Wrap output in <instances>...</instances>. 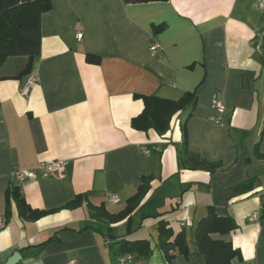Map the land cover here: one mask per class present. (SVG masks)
I'll return each instance as SVG.
<instances>
[{"label": "crops", "instance_id": "0c3cea01", "mask_svg": "<svg viewBox=\"0 0 264 264\" xmlns=\"http://www.w3.org/2000/svg\"><path fill=\"white\" fill-rule=\"evenodd\" d=\"M40 34L35 85L21 94L27 75L0 78V264L15 253L13 264H115L109 235L149 240L148 257L124 264H167L159 218L135 208L129 221L111 223L96 212L120 211L145 175L153 176L149 210L186 235L188 253L176 252L170 264H205L193 229L209 208L237 224L223 235L239 252L230 263L264 264V0H51ZM24 60L1 73L13 75ZM186 91L195 92L193 107L176 113L165 135L131 126L140 95L175 99ZM185 146L218 167L184 168ZM55 160L64 164L61 176L9 175ZM12 187L44 213L21 216L7 196ZM185 218L191 223L180 226Z\"/></svg>", "mask_w": 264, "mask_h": 264}, {"label": "trees", "instance_id": "16d2710c", "mask_svg": "<svg viewBox=\"0 0 264 264\" xmlns=\"http://www.w3.org/2000/svg\"><path fill=\"white\" fill-rule=\"evenodd\" d=\"M125 3H146L167 0H123ZM51 8V0H0V78L7 76L21 77L31 72L33 60L40 49V19L41 14ZM160 26H155L154 31ZM264 57V47H263ZM24 56L26 59L22 66L13 75L1 73L3 61L8 57ZM89 62L98 63L99 56L86 53ZM143 108L139 114L131 118V126L135 129L147 131L155 130L159 135H165L169 130L171 118L178 112L193 107L195 92L186 91L180 97L172 99L160 97L155 94L140 95ZM180 162L184 168L212 170L219 164L210 163L197 155L187 151L185 146L180 154ZM153 176L145 175L137 186L134 194L126 201L124 207L110 213L105 207H96L98 215L106 218L111 223L123 219L129 221L132 211L139 208L141 218L154 216L158 219V247L162 251L167 264L176 252L187 254L189 251L186 235L183 229L173 232L167 221L160 217L162 211L149 210V205L154 201L145 196L151 189ZM7 196H12L18 206V211L25 218H34L44 213L42 210L31 209L20 196L17 187H12ZM73 200L69 206L75 205ZM149 206V207H148ZM264 213V208H263ZM237 227L235 220L229 215H218L212 208L202 216L193 229V240L196 250L201 254L205 264H231L230 260L239 252L233 247L231 241L223 235ZM108 235V234H107ZM114 239L110 244L113 258L121 253H133L136 257H148L152 251L147 238L130 239L125 235H109Z\"/></svg>", "mask_w": 264, "mask_h": 264}, {"label": "built area", "instance_id": "2783aa9c", "mask_svg": "<svg viewBox=\"0 0 264 264\" xmlns=\"http://www.w3.org/2000/svg\"><path fill=\"white\" fill-rule=\"evenodd\" d=\"M81 37V33L77 34V38ZM257 41L260 44V37H257ZM159 50V44L156 42H151L149 45V51L151 55H156ZM37 82V76L30 72L26 78L24 79L21 87L20 92L21 94H26ZM215 110L217 112H222L224 110V104L221 101H217L214 104ZM212 120L218 121V119L214 116L211 117ZM141 150L145 153H149V149L145 146H141ZM64 173V164L62 161L55 160V161H48L44 162L40 165L38 168H16L13 169L10 172V177L14 178L17 181L21 182H29L32 180H35L38 175H41L42 177H48V176H61ZM108 200L111 202H117L119 201V197L115 194H111L108 196ZM258 216L257 213H253L250 215V219H256ZM190 219L185 218L184 220L179 222L180 226L190 224ZM5 225V218L3 216H0V229ZM136 258V255L130 252L127 253H121L118 254L115 257V264H124L126 262L133 261ZM69 264L75 263V258H71L69 261Z\"/></svg>", "mask_w": 264, "mask_h": 264}, {"label": "rangeland", "instance_id": "374dc122", "mask_svg": "<svg viewBox=\"0 0 264 264\" xmlns=\"http://www.w3.org/2000/svg\"><path fill=\"white\" fill-rule=\"evenodd\" d=\"M18 57L21 56H13L6 58L2 63V72L4 71H11L14 68V62L17 60ZM26 59V58H25ZM25 61V60H24ZM24 63V62H23ZM22 66V65H21Z\"/></svg>", "mask_w": 264, "mask_h": 264}, {"label": "water", "instance_id": "95a60500", "mask_svg": "<svg viewBox=\"0 0 264 264\" xmlns=\"http://www.w3.org/2000/svg\"><path fill=\"white\" fill-rule=\"evenodd\" d=\"M17 259H19V254H18V253H15V254H13V256H12L9 260H7V262L4 263V264H13V263H15V262L17 261Z\"/></svg>", "mask_w": 264, "mask_h": 264}]
</instances>
